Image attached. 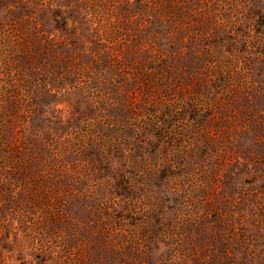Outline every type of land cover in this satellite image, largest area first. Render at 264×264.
I'll return each instance as SVG.
<instances>
[{"label": "rangeland", "instance_id": "obj_1", "mask_svg": "<svg viewBox=\"0 0 264 264\" xmlns=\"http://www.w3.org/2000/svg\"><path fill=\"white\" fill-rule=\"evenodd\" d=\"M0 264H264V0H0Z\"/></svg>", "mask_w": 264, "mask_h": 264}]
</instances>
